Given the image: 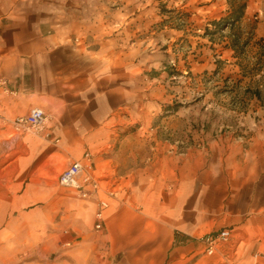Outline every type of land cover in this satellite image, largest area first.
<instances>
[{"label":"crops","instance_id":"1","mask_svg":"<svg viewBox=\"0 0 264 264\" xmlns=\"http://www.w3.org/2000/svg\"><path fill=\"white\" fill-rule=\"evenodd\" d=\"M224 1L170 0L191 16L158 33L155 0H0V140L20 151L0 190V264H223L200 239L225 228L234 264H264L260 102L230 130H195L181 146L143 131L172 96L179 37L183 75L212 66L201 33ZM34 107L45 130L16 132ZM128 125L140 129L119 131ZM87 153L100 190L83 199L59 176Z\"/></svg>","mask_w":264,"mask_h":264},{"label":"rangeland","instance_id":"2","mask_svg":"<svg viewBox=\"0 0 264 264\" xmlns=\"http://www.w3.org/2000/svg\"><path fill=\"white\" fill-rule=\"evenodd\" d=\"M99 1L121 2V0ZM155 1L159 19L155 30L160 33L165 26L171 25L180 31L184 30L183 27L191 16L190 12L182 11L181 6L173 8L174 5L169 4L170 0ZM238 2H247L248 6L250 5V9L247 7L240 21L233 25H224L226 20L230 21L228 18L232 12V7L225 0V7L214 20L215 25L207 26L201 33L206 39L204 43L206 51L214 57L212 66L203 73L193 76L181 73L179 58L183 56L187 46L183 36L175 42L172 50L174 55L170 59L173 70L171 82L174 83L172 96L168 98L167 107L160 110L151 125L143 128V131L156 132L154 135L156 137H153L157 139L156 141H178V145L181 146L182 142L194 141L191 134L195 130L211 131L214 124L221 132L230 130L238 117L256 111L255 103L252 101H259L264 109V0ZM219 23L223 24L222 29L219 28ZM155 48L163 50L165 44L157 41ZM187 76L191 78L192 84L188 90L181 83ZM199 84H203V89L198 88ZM198 115H204L205 121L198 122ZM138 129H140L138 125L119 127V131L123 132ZM182 132H188L189 136L185 139L181 138ZM19 154L20 151L12 142L6 139L0 140L1 192L5 191L3 185L9 183L13 172L15 174V171L11 170L12 162L19 157ZM7 166L11 169L9 170ZM96 230L100 229L96 228Z\"/></svg>","mask_w":264,"mask_h":264},{"label":"built area","instance_id":"3","mask_svg":"<svg viewBox=\"0 0 264 264\" xmlns=\"http://www.w3.org/2000/svg\"><path fill=\"white\" fill-rule=\"evenodd\" d=\"M48 124V116L39 107L32 108L28 114L17 117L12 125L14 129L23 133L41 134ZM93 160L91 153L85 154V161L72 162L59 176V183L62 186L74 188L79 191V197L87 199L100 190V181L94 177L88 168V164ZM113 195V192H110ZM100 209L96 214L97 229H102L104 220V210L109 206L105 201H101ZM232 239V232L225 228L215 234H208L201 238L205 246V252L209 256H217L223 264H234V254L228 248ZM233 255V256H232Z\"/></svg>","mask_w":264,"mask_h":264},{"label":"trees","instance_id":"4","mask_svg":"<svg viewBox=\"0 0 264 264\" xmlns=\"http://www.w3.org/2000/svg\"><path fill=\"white\" fill-rule=\"evenodd\" d=\"M227 1L232 7V12L230 14V17L228 18L230 19V21L226 20L224 23V25L226 26H228L229 24L233 25L235 22L240 21L244 17L246 13V9L248 7L247 2H238L239 0H227ZM222 25L223 24L219 23V28L222 29Z\"/></svg>","mask_w":264,"mask_h":264}]
</instances>
